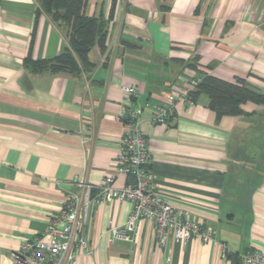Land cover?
Here are the masks:
<instances>
[{"label":"crops","instance_id":"0c3cea01","mask_svg":"<svg viewBox=\"0 0 264 264\" xmlns=\"http://www.w3.org/2000/svg\"><path fill=\"white\" fill-rule=\"evenodd\" d=\"M86 13L108 21L94 67L33 75L24 60L62 53L64 30L40 0H0V264L45 231L75 176L99 185L115 174L123 85L139 90L157 190L216 238L160 247L145 220L135 242H114L132 204L102 201L86 228L93 253L78 264H243L247 251L264 252V104L218 117L205 94L180 98L203 75L264 95V0H87ZM157 107L172 109L166 124L152 122Z\"/></svg>","mask_w":264,"mask_h":264},{"label":"built area","instance_id":"2783aa9c","mask_svg":"<svg viewBox=\"0 0 264 264\" xmlns=\"http://www.w3.org/2000/svg\"><path fill=\"white\" fill-rule=\"evenodd\" d=\"M200 79L189 82V88L180 98L188 103L189 92L196 89ZM124 99L129 102L121 115L124 124L116 157L115 174L106 176L102 183L93 185L75 176L71 185L76 191H67L61 211L50 217L41 234L22 243L12 253L15 264H78L80 258L92 255L93 250L86 235L92 209L102 201L114 200L132 204V211L123 226H112L113 241L135 242L142 221H150L160 247L169 240L183 243L197 238L209 243L216 231L203 226L184 211L167 203L157 190L149 171V142L142 130V109L136 104L139 90L136 86L121 87ZM174 98L171 97L170 100ZM154 124H166L172 118L170 107H157ZM118 176H125L124 187H116ZM243 264H264V252L249 250L242 255Z\"/></svg>","mask_w":264,"mask_h":264},{"label":"trees","instance_id":"16d2710c","mask_svg":"<svg viewBox=\"0 0 264 264\" xmlns=\"http://www.w3.org/2000/svg\"><path fill=\"white\" fill-rule=\"evenodd\" d=\"M87 0H40L41 10L59 27L67 29L68 46L59 55L48 59H34L29 55L24 66L33 75L68 73L78 75L94 67L89 54L94 48L107 50L108 21L86 13ZM194 67L193 64L189 65ZM189 101L201 94L209 100V107L218 117L243 114L242 105L253 102L264 104V95L243 81L230 83L212 75H203Z\"/></svg>","mask_w":264,"mask_h":264},{"label":"rangeland","instance_id":"374dc122","mask_svg":"<svg viewBox=\"0 0 264 264\" xmlns=\"http://www.w3.org/2000/svg\"><path fill=\"white\" fill-rule=\"evenodd\" d=\"M62 29L64 30L65 35H67V33H68L67 29L66 28L64 29L63 27H62Z\"/></svg>","mask_w":264,"mask_h":264}]
</instances>
